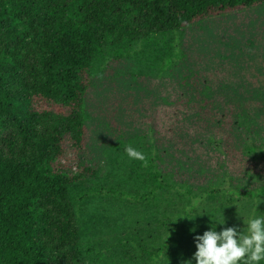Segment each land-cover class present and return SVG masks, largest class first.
<instances>
[{"label": "trees", "instance_id": "16d2710c", "mask_svg": "<svg viewBox=\"0 0 264 264\" xmlns=\"http://www.w3.org/2000/svg\"><path fill=\"white\" fill-rule=\"evenodd\" d=\"M256 8H264V0H0V264H60L65 250L75 263L90 264L94 251L83 240L99 221L85 205L104 193L130 199L131 209L155 211L158 228L146 237L151 250L138 233L121 239L151 264H187L194 237L208 230L210 219L225 218L217 231L243 230L242 218L264 215V176L245 169L264 160L260 87L215 91L186 69L180 82L186 92L161 102L172 107L163 113L174 125L194 123L188 131L196 142L186 145L181 130L179 144L163 151L144 134L149 144L138 148L144 160L125 152L127 143L141 142L133 131L113 137L105 124L101 130L112 141L98 150L87 129L94 82L110 63L152 46L163 69H173L185 57L175 44L180 32ZM97 108L109 116L103 105ZM224 143L225 156L238 154V146L244 162L229 166L224 158L206 167L203 146L221 154ZM194 201L210 217L187 212Z\"/></svg>", "mask_w": 264, "mask_h": 264}, {"label": "rangeland", "instance_id": "374dc122", "mask_svg": "<svg viewBox=\"0 0 264 264\" xmlns=\"http://www.w3.org/2000/svg\"><path fill=\"white\" fill-rule=\"evenodd\" d=\"M171 39L168 37L167 41ZM175 39V44L184 51L185 57L180 62L181 65L178 63L173 69H163L162 62L156 58V47L152 46L138 48L130 56L113 61L105 67L94 82L92 97L95 102L88 109L91 118L87 122V129L91 146L99 150L106 141H112L108 138V132L101 130L107 125L113 137L118 132L130 130L141 137V142L133 146L136 148L149 144V139L144 134L151 135L153 142L163 151L167 150L166 146L169 144L173 148L182 138L181 130L186 133V145L196 142L188 131L194 123L182 120L179 125H174L163 113L165 109L172 111V107H166L161 102L163 98L172 102L181 97V92H186V85L182 87L180 83L183 76L188 74L186 69L191 71L192 78L193 75H200L201 80L215 91L222 88L240 91L246 84L264 89V8L207 19L183 30ZM97 105H103L109 116L103 117ZM113 123H116L115 127ZM153 138L150 140L151 144ZM259 138L264 140V134ZM128 145L129 143L126 144ZM236 148L238 154L225 156L226 152L230 153L225 143L221 154L203 146L201 161L206 167H213L224 158L229 160V166L233 162L243 163L240 149L238 146ZM113 154L114 157L119 156ZM119 154L126 160L120 150ZM101 163L106 165L105 160ZM245 169L264 176V160H260L257 166L248 165ZM202 177L194 176L191 180L200 183L208 180ZM107 185L108 189L120 190L114 183ZM106 194L96 196L95 200L85 205V211L99 221L98 226L94 224V229L86 232L89 240H83L84 245L89 244L94 251V259L90 264H151L148 255L136 245L133 247L121 239L128 232L132 235L140 234V239H146L147 234L156 232L158 227L152 221L155 211L138 206L131 209L130 199ZM76 208L78 205H75L74 210ZM74 219L79 220V216ZM137 222H141L139 227L135 226ZM57 237L58 235L54 236L52 243L57 244ZM144 245L151 250V241L146 239ZM65 251L58 254V262L77 264L72 253Z\"/></svg>", "mask_w": 264, "mask_h": 264}, {"label": "clouds", "instance_id": "9594fccd", "mask_svg": "<svg viewBox=\"0 0 264 264\" xmlns=\"http://www.w3.org/2000/svg\"><path fill=\"white\" fill-rule=\"evenodd\" d=\"M125 152L130 159L145 158L144 153L131 144L125 147ZM259 204L257 201L256 210ZM193 209H198V201H194L186 211L192 212ZM199 211L202 214L196 217L203 214L210 217V213ZM242 220L243 230L230 226L217 231V225H224L225 218L210 219L208 230L194 237L196 251L192 259L186 261L187 264H193V261L194 264H261L264 261V215H252Z\"/></svg>", "mask_w": 264, "mask_h": 264}]
</instances>
